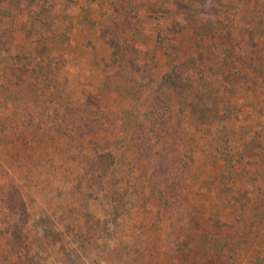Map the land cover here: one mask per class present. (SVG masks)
I'll use <instances>...</instances> for the list:
<instances>
[{"label":"rangeland","instance_id":"374dc122","mask_svg":"<svg viewBox=\"0 0 264 264\" xmlns=\"http://www.w3.org/2000/svg\"><path fill=\"white\" fill-rule=\"evenodd\" d=\"M188 2L43 0L0 22V264H264V0H211V25ZM164 103L190 171L156 158ZM104 148L117 163L91 178ZM207 230L230 239L216 257Z\"/></svg>","mask_w":264,"mask_h":264},{"label":"trees","instance_id":"16d2710c","mask_svg":"<svg viewBox=\"0 0 264 264\" xmlns=\"http://www.w3.org/2000/svg\"><path fill=\"white\" fill-rule=\"evenodd\" d=\"M39 1H43V0H0V22L4 19H13L17 16L27 15L30 12L36 11ZM132 1H133L132 4L133 8L137 9L136 6L139 3L143 1H151V0H132ZM210 1L211 0H189L187 6L192 12V14H196L198 17L201 18L203 22L211 25L217 23L219 19L216 16L214 17L212 16L210 12L211 9L208 6V2ZM182 81L186 82V79L182 78ZM165 113L167 114L170 113L168 103H164L160 107L153 108L151 114L148 117L150 129L152 130L154 135V143L158 146V149L156 151L157 157L156 155L155 157L159 158L162 161V163L167 166L170 165L175 166V164H177V167L175 168L177 172H179L178 171L179 168H182L185 171H190L193 164H195L196 161L198 160L197 158H195L194 161H191L186 159L187 156H185L186 157L185 158L183 155H179L181 157L179 158L177 157L176 159L174 154L168 153V151L171 149V142L168 141L167 137L169 132L172 130L173 124L171 123V121H169V118H164V119L160 118V116H162ZM196 142L197 141H194L193 143L194 146H187L186 148L191 151H195V149L198 148ZM212 156H213V160L217 162H221L222 160H225V165L228 166L229 175H232L234 179H236V177L238 176V174L234 173V168L236 163L234 160L232 161L234 157L231 155V153L222 156L221 153H219L218 150L215 148L212 152ZM116 163H117L116 153L110 148H104L101 151L94 152L87 159V167L85 170L86 172L88 171L90 173L91 178H94L95 176L104 177L107 174H109L110 169ZM180 165H182V167ZM234 179L231 180L232 183L234 182ZM88 181L91 182L92 179L89 178ZM177 184L178 182L174 183V185ZM159 185L160 183H158V186ZM115 189H117L116 186L110 185L108 187L107 191L109 192L108 194H110V197H114L113 194H115L114 192ZM174 193H176V191H174ZM2 200L5 207L9 211L18 212L19 214H24L26 212L25 198L19 187L16 186L15 184H11L6 188ZM200 236L202 239L200 249L203 252V254H205L206 256L216 257L220 253L224 252L230 246V239L228 238L227 235L223 233L212 232L207 230L205 232H201ZM196 246L198 245L196 244Z\"/></svg>","mask_w":264,"mask_h":264}]
</instances>
